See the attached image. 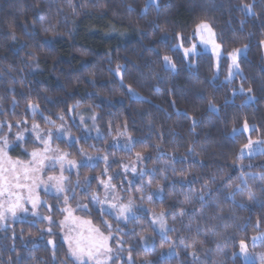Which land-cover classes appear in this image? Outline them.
I'll list each match as a JSON object with an SVG mask.
<instances>
[{"label":"trees","instance_id":"16d2710c","mask_svg":"<svg viewBox=\"0 0 264 264\" xmlns=\"http://www.w3.org/2000/svg\"><path fill=\"white\" fill-rule=\"evenodd\" d=\"M147 1L0 0V123L49 129L70 109L89 108L100 138L70 124L78 140L56 141L60 150L75 160L107 156L112 173L147 158L144 177L119 190L163 216L164 237L148 214L121 223L92 200L103 162L78 175L92 178L80 194L88 206L81 214L116 233L132 264H244L241 242L251 264H262L264 155L238 153L264 139V0ZM201 23L223 51L218 76L211 55L200 51L188 62L175 48L180 40L191 46ZM240 48L242 75L225 82L228 55ZM165 56L175 71L164 66ZM245 122L250 133L233 137ZM120 133L133 140L129 152L112 147ZM31 149L26 141L7 154L28 162ZM42 198L54 222L53 246L44 221H19L0 234V264H75L58 231L60 198Z\"/></svg>","mask_w":264,"mask_h":264},{"label":"rangeland","instance_id":"374dc122","mask_svg":"<svg viewBox=\"0 0 264 264\" xmlns=\"http://www.w3.org/2000/svg\"><path fill=\"white\" fill-rule=\"evenodd\" d=\"M158 0H148L147 4H156ZM213 32V31H212ZM203 39H208V33L203 32L201 34H197V28L194 31V38L196 41L189 47H183V43L180 40L176 49L181 50L184 55L186 61H190L191 57H195L199 54L200 51L203 53H207L212 56L214 62V69L216 76L219 75L221 71V59L223 57V51L220 47L219 59L217 56L213 54V48L211 43H203ZM215 40V34L212 37ZM217 43V42H216ZM218 44V43H217ZM194 53H190L189 56H185L186 49H193ZM240 54L237 58V63L241 57L246 55V48H240ZM234 52V51H233ZM232 52V53H233ZM264 53V50H263ZM229 60V68L226 74L225 82H231L235 79L241 77L242 73L240 68L232 69L230 74V65L232 64V60L230 58V54L228 55ZM171 61V60H170ZM173 62L171 64L164 66L171 70L175 71L172 67ZM238 94H246L245 103L253 102L252 96L249 95L248 92L244 90L237 91ZM95 118V119H93ZM72 125H77L78 129L84 133V136L87 138H100L98 133H95L97 130V121L96 115L89 109H82L78 111L71 110L69 112L68 119H61L59 125L54 128L49 129H41L37 127L35 130L33 129V124H18L16 126H12L9 129V125L0 123V143H2L3 138H7L8 140V149L17 145L23 144L26 141H29L31 146L30 154L33 151L42 153L43 156L48 158L43 159V163L39 162L33 165L34 168L38 170L33 172L32 169L27 168L29 163L32 161V157L30 155V160L28 162H21L18 160L11 159L6 153L5 156L0 157V169H3L0 172V176H3V182L5 185L4 195L0 196V203H5L8 200H15L17 197L23 198L25 201L24 207L28 209L27 212L17 211L16 218H12L10 215L8 216L6 222L0 223V234L8 229H10L13 224L19 221L32 220V222L44 221L46 223L45 233L49 237L53 233V224H49L48 220H44L43 217H46L42 209L46 207V203L42 198V194L55 196L60 198V211L61 218L57 222L59 226V234L62 242L65 244L70 259L75 264H97V258L102 261V264H124L126 261L128 264H132L131 259L124 254V248L122 246V241L118 238L117 234L114 232H105L101 230L99 227L92 224V222L81 213L88 211V206L85 202H83L80 198V194L82 192H86L91 182L92 178H84L81 180L79 175V169L84 166H95L97 162H103L105 164V171L101 178H99V188L91 194L92 200H94L100 207L101 211L105 214L111 215L116 221L125 223L129 219H125L120 216L119 206L127 205L129 201H131L132 211L134 216L141 213H146L152 219L155 228L157 231L164 237L167 231V227L164 223L163 216H157L151 210H147V207L143 204L138 205L131 198L126 197L124 192L119 189H126L125 185L131 187L136 180L140 177H144L145 174V166L144 162L147 158L137 156L132 162L122 163L121 169L115 173L111 172V161L107 156H85L82 160H75L68 156L67 153L60 150L56 145V141H65L68 144L77 142L78 139L75 138L72 133ZM243 129V127H242ZM241 129V130H242ZM250 131L253 129L252 126H249ZM250 131L245 133H250ZM37 133L43 137V140L37 138ZM22 135L24 137L23 140H17V136ZM47 141V145L44 143ZM249 144V143H248ZM247 144V145H248ZM133 146V140L126 134L120 133L118 134L115 142L112 147L118 150L129 152ZM48 149L45 152V149ZM243 150V155L241 156V151ZM8 151V150H7ZM264 155V139L251 141V145L247 148L243 146L238 153L239 158H249L256 155ZM64 156V160L60 161L58 157ZM107 157V159H105ZM19 162L20 167H18L15 171H13V165ZM72 162L75 163V167L72 166ZM27 169V172H26ZM141 173H144L141 176ZM19 177V180L16 178ZM52 177L53 179H49ZM63 178L62 183L63 186L67 189L65 192H57V183ZM43 181V183H39L38 187L35 188L34 194L38 196L40 204L36 208V215H33L31 203H27V197L29 196V187L33 184V180ZM20 186L17 187L16 185ZM9 185L11 187H9ZM108 185V187H105ZM154 197L159 198L160 193H155ZM65 197H67V202L65 201ZM116 205V207H113ZM64 209H69V212L64 211ZM151 211V212H150ZM37 217H40V220H37ZM155 220V222H154ZM49 227H51V231H49ZM103 239L107 248L110 251L101 250L100 252H96L93 250V255L90 257L87 253L91 248L93 241H98ZM48 244L49 241H52L51 236L47 238ZM69 241L72 243V249L76 247L77 241L81 242V247L84 248V255L80 258H77L72 255V249L69 247ZM53 246L52 244H49ZM239 255L244 264H251L252 260L247 250L245 252H239Z\"/></svg>","mask_w":264,"mask_h":264},{"label":"snow or ice","instance_id":"6c2138e0","mask_svg":"<svg viewBox=\"0 0 264 264\" xmlns=\"http://www.w3.org/2000/svg\"><path fill=\"white\" fill-rule=\"evenodd\" d=\"M45 31H47V29H45ZM203 32H207L208 33V39H203V36H202V42L203 43H211L212 45V48H213V54L215 56H217V58L219 59V56H220V52H219V49H220V45L217 44L215 42L214 39H212V37L214 36V33L212 32V29L210 28V26L207 24V23H201L197 26V34H201ZM14 38V37H13ZM192 53V54H195L194 53V48L193 49H186L185 50V56H189V54ZM240 54V50L239 49H236L233 53L230 54V58L232 60V64L230 65V74H234V73H231V70L232 69H239L240 65L239 63H237V58H238V55ZM164 61H165V65H169L171 64V61L169 59V57L165 56L164 57ZM172 67L174 68V65H172ZM249 91H251V89H249ZM29 109L35 114L36 112V106L32 105V104H29ZM210 107V110L211 111H218V109H216L213 105H209ZM71 111V109H70ZM61 119H63V117H61ZM95 119V118H93ZM193 123L195 124V121H193ZM12 125H9V129H11ZM38 126L37 125H33V129L35 130ZM241 131L243 132H248L250 131L249 129V126L247 124V122H245L244 126H243V129H233V137L241 134ZM37 138L38 139H41L43 140V137L39 135V133H37ZM24 137L22 135H18L17 136V140H23ZM44 143L47 145V141H44ZM251 145V141H249V144L248 145H245V148L249 147ZM8 140L7 138H3V141L2 143H0V157H3L6 155L7 153V150H8ZM48 149L46 148L45 149V152H47ZM191 151V149H190ZM31 157H32V161L29 163V165L27 166V168L29 169H32L33 172L37 171L38 169L37 168H34L33 165L37 164L38 162L40 164L43 163V159L45 158H48L46 156H43L42 153H39V152H36V151H33L31 154ZM243 155V150L241 151V156ZM58 159L60 161H63L64 160V156H60L58 157ZM105 159H107V157H105ZM72 166L75 167V163L72 162ZM18 167H20L19 165V162H17L16 164L13 165V171H15ZM3 169H0V172H2ZM26 172H27V169H26ZM144 173H141V176L143 175ZM17 180H19V177L16 178ZM49 179H53L52 177H49ZM62 180L63 178L61 177V180L57 183V192H65L67 191V189L63 186V183H62ZM39 183H43V181H36L35 179L33 180V184L29 187V196L27 197V203H31V206H32V211H33V215H36V208L38 207V205L40 204V201H39V198L38 196H36L34 194V190L36 187H38ZM17 187H19L20 185L17 184L16 185ZM9 187H11L9 185ZM105 187H108V185H105ZM4 188H5V185H4V182H3V176H0V196H3L4 195ZM250 197H251V193L249 194ZM67 197H65V201L67 202ZM24 203L25 201L23 200V198L21 197H17L15 200H8L5 203H0V223H3V222H6L8 216L10 215L12 218H16L17 216V211H24V212H27L28 209L24 207ZM113 207H116V205H113ZM64 211L66 212H69L70 213V210L69 209H64ZM119 213H120V216L124 217L125 219H131V218H134V213L132 211V207H131V201H129V203L127 205H120L119 206ZM41 218L40 217H37V220H40ZM44 220H48L49 221V224L52 225V220H51V217L50 216H46V217H43ZM155 222V220H154ZM49 231H51V227H49L48 229ZM49 244H52V241L50 240L49 241ZM69 247L70 249H72V243L71 241H69ZM93 250H95L96 252H100L101 250H104V251H110V249L107 248L105 242L103 239H100L98 241H93L92 242V245H91V248L88 250V255L90 257H92L93 255ZM246 251V245L241 242V252H245ZM84 248L81 247V242L77 241L76 243V247L74 249H72V255L77 257V258H80L81 256L84 255ZM97 264H102V261H100L99 258H97ZM262 264H264V260H262Z\"/></svg>","mask_w":264,"mask_h":264}]
</instances>
